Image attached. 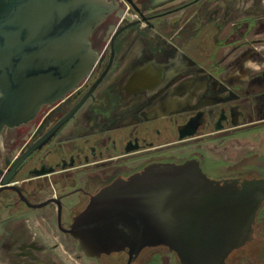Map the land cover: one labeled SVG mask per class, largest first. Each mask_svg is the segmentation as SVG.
Wrapping results in <instances>:
<instances>
[{"label":"flooded vegetation","instance_id":"1","mask_svg":"<svg viewBox=\"0 0 264 264\" xmlns=\"http://www.w3.org/2000/svg\"><path fill=\"white\" fill-rule=\"evenodd\" d=\"M102 1L111 9L88 35L96 56L88 74L28 122L0 131V239L25 243L6 253L19 263L28 256V264H151L144 252L164 246L131 260L128 249L88 256L66 230L90 196L118 178L188 159L214 179L243 178L225 176V146L262 141L261 85L244 82L254 77L229 82L231 72H222L231 47L246 43L243 1ZM189 76L228 81V90L191 101L183 94ZM8 178L17 189L1 188ZM57 248L66 256L55 259ZM0 264L11 262L0 255Z\"/></svg>","mask_w":264,"mask_h":264},{"label":"water","instance_id":"2","mask_svg":"<svg viewBox=\"0 0 264 264\" xmlns=\"http://www.w3.org/2000/svg\"><path fill=\"white\" fill-rule=\"evenodd\" d=\"M110 9L102 0H0V131L88 74V35ZM10 179L1 188L15 189ZM263 201L264 178H210L197 159L152 163L91 195L66 231L88 256L128 249L131 260L164 246L180 264H226L250 240Z\"/></svg>","mask_w":264,"mask_h":264},{"label":"rangeland","instance_id":"3","mask_svg":"<svg viewBox=\"0 0 264 264\" xmlns=\"http://www.w3.org/2000/svg\"><path fill=\"white\" fill-rule=\"evenodd\" d=\"M239 35L232 34L231 39L236 40ZM246 36V43L238 44L235 48L231 47L232 49L228 53L231 58L223 65L222 72H231L229 82L238 81L237 77H254L251 81L245 80L244 82L252 83L253 80V82L261 85L264 101V50H259L255 47L257 43L254 41V33H247ZM228 81L209 77H185L183 82L187 84L189 90H185L183 94L188 92V97L191 101H194L197 96H201L203 93L219 98L228 90ZM191 88L194 94H191ZM171 96L172 94L169 95V97ZM242 151L245 156L239 161ZM222 154L230 161V165L226 168L225 176L245 172L243 178H264V130L260 143H247L245 150H237L234 144L231 143L225 146ZM208 176L216 178L213 174H208ZM4 238H7V240ZM8 238L10 236L0 239V255L6 256L11 264H28L32 262L28 256H24L26 257L24 261L19 263L14 256L6 255L9 248L15 249L18 245L25 244H18ZM61 255L66 256L57 248L55 259L63 258ZM143 255H149L151 264H180L176 254L169 251L166 247L150 248ZM226 264H264V204L255 219L254 231L250 240L243 247L230 254Z\"/></svg>","mask_w":264,"mask_h":264},{"label":"crops","instance_id":"4","mask_svg":"<svg viewBox=\"0 0 264 264\" xmlns=\"http://www.w3.org/2000/svg\"><path fill=\"white\" fill-rule=\"evenodd\" d=\"M245 8V14L250 21L245 32V39L247 40V33H254V40H256V48L264 50V0H241ZM232 34V30L227 31ZM232 32V33H231Z\"/></svg>","mask_w":264,"mask_h":264},{"label":"trees","instance_id":"5","mask_svg":"<svg viewBox=\"0 0 264 264\" xmlns=\"http://www.w3.org/2000/svg\"><path fill=\"white\" fill-rule=\"evenodd\" d=\"M257 215H258V213H257ZM256 217H257V216H256ZM236 250H238V249H236ZM236 250H234L233 252H235ZM233 252H232V253H233ZM232 253H231V254H232ZM226 262H227V260H226Z\"/></svg>","mask_w":264,"mask_h":264},{"label":"bare ground","instance_id":"6","mask_svg":"<svg viewBox=\"0 0 264 264\" xmlns=\"http://www.w3.org/2000/svg\"><path fill=\"white\" fill-rule=\"evenodd\" d=\"M184 87V85H182L181 87H180V89H182Z\"/></svg>","mask_w":264,"mask_h":264}]
</instances>
